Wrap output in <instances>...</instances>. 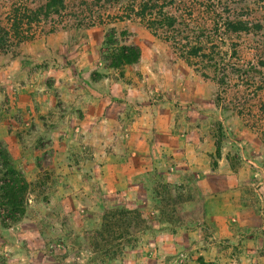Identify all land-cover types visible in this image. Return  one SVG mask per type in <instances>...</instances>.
<instances>
[{"label":"rangeland","instance_id":"1","mask_svg":"<svg viewBox=\"0 0 264 264\" xmlns=\"http://www.w3.org/2000/svg\"><path fill=\"white\" fill-rule=\"evenodd\" d=\"M72 1L0 0L6 27L37 11L0 55V146L33 186L0 264H264V46L224 27L262 3L150 0V30L107 3L140 50L111 69Z\"/></svg>","mask_w":264,"mask_h":264},{"label":"trees","instance_id":"2","mask_svg":"<svg viewBox=\"0 0 264 264\" xmlns=\"http://www.w3.org/2000/svg\"><path fill=\"white\" fill-rule=\"evenodd\" d=\"M53 2H58V0H53ZM59 3L61 4V2ZM107 3L110 9L113 5L116 7L119 4L118 0H73L72 12L75 18V26L79 28L99 26L111 28L113 23L117 21L129 20V17H121L122 15L116 13L117 11L110 12V9L107 10ZM258 3H262V8L264 9V0H258ZM19 8L23 10L24 14L14 16L8 27L4 23L5 17L10 19L16 10H10L5 17L0 16V55H7L12 37L20 41L24 38L34 39L36 36V29L33 28L32 31H29L28 28L31 23L29 21H32L31 17L35 18L37 11L29 10L24 5H20ZM137 10L134 15L142 22H146L144 27L150 30V23H147L150 21V0H139ZM224 27L227 32L249 33L250 37L256 39L253 49L257 48L256 44L264 46V13H262L261 17L250 20L238 17L232 19L231 16L224 17ZM51 30L45 32L51 33ZM115 31L113 26L105 36L104 47H106V51L102 55L105 56L104 60L108 62V68L121 69L124 66L137 63L140 60V50L137 47H133L132 43L128 45L124 42L125 30H121L119 35ZM199 50H201L200 47H191L190 50L183 52L180 58L190 64V58L196 56ZM257 60L259 67H264V52ZM255 68L252 67V69ZM32 187V184L25 179L23 174L13 167L7 150L0 146V224L4 228L17 223L24 215L29 196L33 192L31 190ZM115 212L119 216L123 215L126 217L127 214L129 215L134 211L123 208Z\"/></svg>","mask_w":264,"mask_h":264},{"label":"crops","instance_id":"3","mask_svg":"<svg viewBox=\"0 0 264 264\" xmlns=\"http://www.w3.org/2000/svg\"><path fill=\"white\" fill-rule=\"evenodd\" d=\"M11 74V76H12V73H10Z\"/></svg>","mask_w":264,"mask_h":264}]
</instances>
